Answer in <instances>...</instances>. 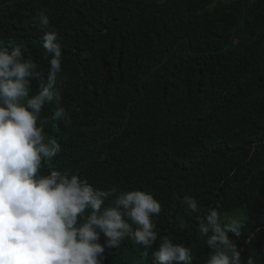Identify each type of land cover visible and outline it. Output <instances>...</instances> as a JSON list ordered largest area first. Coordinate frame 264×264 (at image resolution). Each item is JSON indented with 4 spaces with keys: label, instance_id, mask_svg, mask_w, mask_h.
Segmentation results:
<instances>
[{
    "label": "trees",
    "instance_id": "1",
    "mask_svg": "<svg viewBox=\"0 0 264 264\" xmlns=\"http://www.w3.org/2000/svg\"><path fill=\"white\" fill-rule=\"evenodd\" d=\"M41 9L64 57L42 113L60 152L41 173L152 194L159 235L190 248L193 264L210 257L204 212L245 210L234 241L264 264V0H0V46H20L46 78ZM186 195L200 213L185 212ZM156 246L145 255L125 239L104 264H155Z\"/></svg>",
    "mask_w": 264,
    "mask_h": 264
},
{
    "label": "clouds",
    "instance_id": "2",
    "mask_svg": "<svg viewBox=\"0 0 264 264\" xmlns=\"http://www.w3.org/2000/svg\"><path fill=\"white\" fill-rule=\"evenodd\" d=\"M37 18L50 57L46 78L20 46H0V264H104L106 249L125 239L141 245L145 255L158 244L151 253L155 264H193L190 248L159 235L154 217L162 205L152 194L95 188L70 170L41 173L60 152L45 133L42 113L59 95L64 57L47 10ZM33 80L41 81L35 93ZM67 115L63 108L56 113ZM182 204L188 215L202 211L194 196L186 195ZM242 227L216 209L204 212L198 231L211 250L207 264H255L252 257L243 259L234 241Z\"/></svg>",
    "mask_w": 264,
    "mask_h": 264
},
{
    "label": "rangeland",
    "instance_id": "3",
    "mask_svg": "<svg viewBox=\"0 0 264 264\" xmlns=\"http://www.w3.org/2000/svg\"><path fill=\"white\" fill-rule=\"evenodd\" d=\"M226 220L228 219H232V218H237L240 221H242V223H244L245 221H247L249 219V215L245 210H240L236 213H231V214H227L224 216Z\"/></svg>",
    "mask_w": 264,
    "mask_h": 264
}]
</instances>
